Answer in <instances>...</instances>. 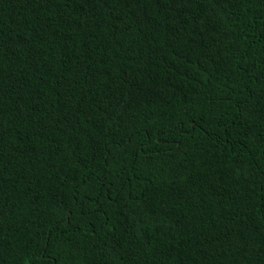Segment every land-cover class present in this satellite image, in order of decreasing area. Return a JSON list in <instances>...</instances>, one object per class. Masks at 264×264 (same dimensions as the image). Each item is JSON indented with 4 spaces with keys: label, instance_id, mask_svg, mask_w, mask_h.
Here are the masks:
<instances>
[{
    "label": "trees",
    "instance_id": "16d2710c",
    "mask_svg": "<svg viewBox=\"0 0 264 264\" xmlns=\"http://www.w3.org/2000/svg\"><path fill=\"white\" fill-rule=\"evenodd\" d=\"M0 264H264V0H0Z\"/></svg>",
    "mask_w": 264,
    "mask_h": 264
}]
</instances>
